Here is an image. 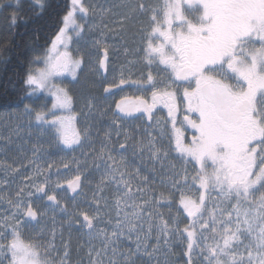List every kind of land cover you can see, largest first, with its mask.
Returning a JSON list of instances; mask_svg holds the SVG:
<instances>
[{
  "label": "snow or ice",
  "instance_id": "obj_1",
  "mask_svg": "<svg viewBox=\"0 0 264 264\" xmlns=\"http://www.w3.org/2000/svg\"><path fill=\"white\" fill-rule=\"evenodd\" d=\"M48 6V0H31L29 10L39 16ZM123 8L118 31L132 32L135 46L126 47L125 56L134 59L104 92L114 95L132 87L142 95L115 101L117 119L110 128L117 140L113 143L112 131H106L93 153V167L105 169L94 203L74 204L69 227L78 225L101 244L89 248L88 264H104L105 257L108 264H136L133 257L140 254L151 261L173 245L181 247L183 264H264V0H127ZM91 12L85 0H71L54 38L29 62L23 80L29 97L51 98V107L25 105V112L61 150L83 146L91 134L77 128L74 98L56 83L76 80L82 70L84 57L73 45L85 34L79 20ZM0 13L15 26L22 18L21 0H0ZM94 44L99 47L101 40ZM108 52L105 46L98 61L105 71ZM137 65L150 70L141 69L139 79H132ZM164 109V119H157ZM128 120L148 125L139 141L121 132ZM129 149L133 157L147 154L150 163L161 164L159 173L152 170L161 177L159 184L141 176L140 168L130 170L123 155ZM172 154L179 164L164 163ZM76 164L78 174L55 181L60 169L53 172L54 164H48L45 173L37 166L7 200L12 211L0 213V264H71L70 241L58 249L55 233L45 244L26 238L22 225L42 215L37 201L68 211L61 200L75 201L87 178L79 171L87 162ZM2 167L6 175L0 185H6L8 175H18L19 169ZM105 217L111 232L98 228ZM121 238L131 240L135 251H119Z\"/></svg>",
  "mask_w": 264,
  "mask_h": 264
},
{
  "label": "rangeland",
  "instance_id": "obj_2",
  "mask_svg": "<svg viewBox=\"0 0 264 264\" xmlns=\"http://www.w3.org/2000/svg\"><path fill=\"white\" fill-rule=\"evenodd\" d=\"M126 2L127 0H85L86 6L90 5L92 12L88 17L79 20L80 23L86 25L85 34L78 45H73L74 48H80L79 54L84 57L82 70L78 73L76 80L67 77L56 81L60 86L68 88L74 98L72 111L79 117L76 122L77 128L89 129L91 133L84 141L83 146L76 147L74 150H61L55 147L50 142V136L42 133L32 117L25 112V109H21L19 112L10 110L0 113V180H3L6 175V169L2 165H11V167L19 169L18 175L9 174L8 183L0 185V196L3 197V201L0 202V213H11L12 210L9 208L7 200L14 197L18 188L25 186L23 181L26 177L34 175V169L37 166L47 173V165L54 164L53 172L60 169V177L52 176V180L55 181L62 178H73L78 174L76 162H80L81 165L85 161L87 162V167H81L79 170L87 175L80 195L76 196L75 201L61 200L62 205L67 204L68 211L66 213L59 208L53 210L47 204L37 201L42 209V215L38 220L22 225V231L26 238H38L39 242L45 244L52 241L53 233H55L54 243L58 249L62 248L64 242L70 241L71 264H88L89 248H101L100 241L90 239L86 231L80 229L78 225L73 224L69 227V220L73 219L74 204L78 202L82 208H87L89 204L94 203L93 193L96 191V185L105 171L102 164L99 170L93 167V153L94 151L98 152L101 148V141L104 139L106 131H112L113 143L117 140L115 131L110 128L112 121L117 119L112 114L117 97L142 95L141 92L132 87H125L115 97L113 94L104 92V87L114 78L118 82L122 67H130L127 61L134 59L131 56H125V48L135 46L132 32L121 34L118 31V20L121 18V13L125 11L123 5ZM70 3L71 0H66L67 8ZM96 40H101L99 47L94 44ZM105 46L109 48L107 71L100 68L98 63L99 59L103 58ZM141 69L145 72L150 70L143 68L142 65H137L132 69V79H139L136 73ZM152 71L156 75V71ZM88 104H92L94 107L90 109ZM64 114L67 115L68 113ZM159 119L163 120L162 118ZM123 123L124 128L121 129V132L134 134L136 141H139L143 135V129L148 127L130 122ZM148 130L152 131V128ZM153 135H156V132H153ZM163 139L166 142V137ZM120 142H123V135L120 137ZM34 149L37 150L35 156ZM123 155L128 159L130 170L140 168L141 176H149L152 182L159 184L161 177L154 175L152 170L155 168L159 173L161 170L160 163H150L147 154L143 158L139 155L133 157L131 149ZM168 162L180 163L175 159L174 154L170 155L169 160L164 163L167 164ZM96 163L99 164L100 161H96ZM64 164L69 165L68 170H64ZM188 167L191 169V165ZM163 171L166 172L167 168ZM67 195L72 196L74 194L68 192ZM256 195L258 196L259 193ZM59 196L64 197L65 193L60 192ZM161 210L166 212L167 208ZM106 221L107 217H105V223L99 224L98 228H104L111 232L112 229L107 226ZM134 239L135 237H132V240ZM151 243L154 244L155 241L152 240ZM119 251L123 253L134 252L135 244L129 239L121 238ZM180 253L181 247L173 245L170 251L158 252L156 258L151 261L143 257L142 254L134 256L133 259L136 260V264H183ZM108 256H111L110 252ZM113 259L119 260L121 257H113ZM104 264H108L107 257H105Z\"/></svg>",
  "mask_w": 264,
  "mask_h": 264
},
{
  "label": "trees",
  "instance_id": "obj_3",
  "mask_svg": "<svg viewBox=\"0 0 264 264\" xmlns=\"http://www.w3.org/2000/svg\"><path fill=\"white\" fill-rule=\"evenodd\" d=\"M30 3L31 0H21L22 18L15 26H10L5 14L0 13V113L19 112L25 105L39 109L51 104L47 94L29 97L23 80L29 62L42 55L54 38L67 4L66 0H48L46 11L37 16L29 10Z\"/></svg>",
  "mask_w": 264,
  "mask_h": 264
},
{
  "label": "flooded vegetation",
  "instance_id": "obj_4",
  "mask_svg": "<svg viewBox=\"0 0 264 264\" xmlns=\"http://www.w3.org/2000/svg\"><path fill=\"white\" fill-rule=\"evenodd\" d=\"M161 75H163V74H161ZM121 92V91H120ZM120 92H116L115 93V95H113V97H115L117 94H119ZM129 97H132V96H129ZM134 97V96H133ZM121 98V97H120ZM119 98V96L117 97V100H119L120 99ZM116 100V101H117ZM114 111H115V105H114ZM112 114H113V110H112ZM166 116V109H164V110H162V111H158L157 113H156V118L157 119H159V118H162V119H164V117ZM116 118V117H115ZM124 122H130V123H135V124H139V125H147L144 121H141V120H128V121H124ZM148 126V125H147ZM189 137H191V135H192V132L191 131H188L187 133H186ZM258 194V193H257Z\"/></svg>",
  "mask_w": 264,
  "mask_h": 264
}]
</instances>
